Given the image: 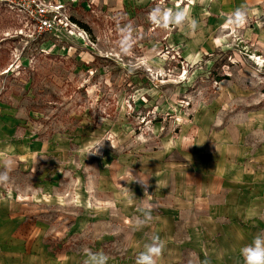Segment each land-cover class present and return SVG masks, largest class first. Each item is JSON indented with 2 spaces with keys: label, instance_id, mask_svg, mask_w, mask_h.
<instances>
[{
  "label": "rangeland",
  "instance_id": "rangeland-1",
  "mask_svg": "<svg viewBox=\"0 0 264 264\" xmlns=\"http://www.w3.org/2000/svg\"><path fill=\"white\" fill-rule=\"evenodd\" d=\"M40 1L0 2V264H244L264 203L230 244L210 205L264 200V0Z\"/></svg>",
  "mask_w": 264,
  "mask_h": 264
},
{
  "label": "clouds",
  "instance_id": "clouds-1",
  "mask_svg": "<svg viewBox=\"0 0 264 264\" xmlns=\"http://www.w3.org/2000/svg\"><path fill=\"white\" fill-rule=\"evenodd\" d=\"M158 13L159 10L157 9ZM236 23L243 24L244 23V13L241 11H237L235 14ZM154 20L156 19L155 14L152 17ZM186 19L185 11H177L172 13L171 10H168L163 13V25L166 27L169 22L174 24H182ZM159 22V21H157ZM191 26L195 28L196 22L192 21ZM130 33V29L122 30ZM131 37L130 35L124 36V44L130 46ZM102 145V144H100ZM114 148V146L112 145ZM97 151V149H96ZM9 180L8 171L0 172V183H6ZM139 183L145 188V195L147 193L148 182L147 178H140ZM150 212H145L143 219H138L137 225L139 227H143L151 220ZM165 248L164 243L159 239V237H154L152 242L147 243L145 245V250L139 253L136 259V264H157V260L161 257L163 250ZM241 255L244 260V264H264V231L257 233L252 242L241 249ZM88 259L85 260L84 264H106L107 256L103 253H92L87 252Z\"/></svg>",
  "mask_w": 264,
  "mask_h": 264
},
{
  "label": "crops",
  "instance_id": "crops-1",
  "mask_svg": "<svg viewBox=\"0 0 264 264\" xmlns=\"http://www.w3.org/2000/svg\"><path fill=\"white\" fill-rule=\"evenodd\" d=\"M228 192L219 200L217 205H210L211 216L220 219V232L224 234V238L228 244L236 241L235 232L240 229V223L243 217L250 216L258 210V203H264V200H249L242 198L237 193V184H225ZM233 188V192H232ZM240 264V263H238Z\"/></svg>",
  "mask_w": 264,
  "mask_h": 264
},
{
  "label": "built area",
  "instance_id": "built-area-1",
  "mask_svg": "<svg viewBox=\"0 0 264 264\" xmlns=\"http://www.w3.org/2000/svg\"><path fill=\"white\" fill-rule=\"evenodd\" d=\"M0 2L22 12L37 33L50 31L54 26V19L49 17L48 8L40 0H0Z\"/></svg>",
  "mask_w": 264,
  "mask_h": 264
}]
</instances>
